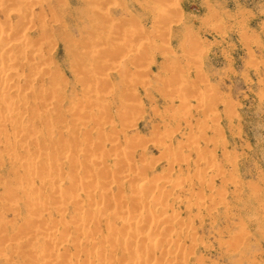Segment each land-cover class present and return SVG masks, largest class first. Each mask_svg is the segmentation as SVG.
<instances>
[{
  "label": "rangeland",
  "instance_id": "374dc122",
  "mask_svg": "<svg viewBox=\"0 0 264 264\" xmlns=\"http://www.w3.org/2000/svg\"><path fill=\"white\" fill-rule=\"evenodd\" d=\"M0 3V264H264V0Z\"/></svg>",
  "mask_w": 264,
  "mask_h": 264
},
{
  "label": "bare ground",
  "instance_id": "6f19581e",
  "mask_svg": "<svg viewBox=\"0 0 264 264\" xmlns=\"http://www.w3.org/2000/svg\"><path fill=\"white\" fill-rule=\"evenodd\" d=\"M34 2H35V1H34ZM1 3H2V1H1ZM1 3H0V4H1ZM27 3H29V2H27ZM30 4H31V3H30ZM173 4H174V3H173ZM1 6H2V4H1ZM8 6H9V4H8ZM27 6H28V4H27ZM156 6H157V5H156ZM16 7H17V6H16ZM30 7H32V6H30ZM9 8H10V7H9ZM27 8H28V7H27ZM162 9H163V7H162ZM154 10H156V11H161V9L158 8V7L155 8ZM5 11H6V10H5ZM13 12H14V11H13ZM17 12H18V11H17ZM17 12H16V13H17ZM162 12H164V11H162ZM158 13H159V12H158ZM160 13H161V12H160ZM17 14H18V13H17ZM26 14H28V13H26ZM20 20H21V19H20ZM21 21H22V20H21ZM24 21H25V20H24ZM31 24H33V22H32ZM21 25H22V24H21ZM30 26H31V25H30ZM40 26H41V25H40ZM10 29H11V28H10ZM2 33H3V32H2ZM2 33H1V34H2ZM131 33H133V32H131ZM1 34H0V35H1ZM134 34H135V33H134ZM4 35H5V34H4ZM4 35H3V36H4ZM133 36H134V35H133ZM20 37H21V36H20ZM22 37H23V36H22ZM22 37H21V38H22ZM7 38H8V37H7ZM23 38H24V37H23ZM127 39H128V38H127ZM39 40H40V39H39ZM41 40H42V39H41ZM16 42H17V41H16ZM22 42H23V40H22ZM22 42H20V40H19L18 43L11 44L9 47L7 46V48H9L8 51L10 52V51H12V49H15V48H16V51H17V48H19L18 51H19L20 49H21V50L24 49V47H23L24 44H23ZM35 42H37V40H36ZM39 42H40V41H39ZM26 43H27V42H26ZM28 43H29V42H28ZM5 44H6V43H5ZM33 44H34V43H33ZM29 45H30V44H29ZM35 45H36V44H35ZM37 45H38V44H37ZM39 45H40V44H39ZM26 46H27V44H26ZM26 46H25V47H26ZM3 47H4V48H3ZM31 47H33V46H31ZM31 47H30V48H31ZM35 47H36V46H35ZM38 47H39V46H38ZM118 47H119V45H118ZM125 47H126V46H125ZM2 48H3V50H2ZM5 48H6V46H2V47L0 48V50L3 51V53H4L5 51L7 52V49H5ZM25 49H26V48H25ZM28 49H29V48H28ZM123 49H125V48H123ZM26 50H27V49H26ZM39 50H40V49H39ZM129 50H130V49H129ZM1 51H0V52H1ZM13 51H15V50H13ZM23 51H24V50H23ZM23 51H22V52H23ZM27 51H28V50H27ZM32 51H33V50H32ZM121 51H122V49H121ZM22 52H21V53H22ZM41 52H42V51H41ZM122 52H123V51H122ZM39 53H40V51H39ZM1 54H2V53H1ZM9 54H10V53H9ZM16 54H17V53H16ZM16 54H15V55H16ZM32 54H33V53H32ZM37 54H38V53H37ZM6 55H7V54H6ZM22 55H23V54H22ZM3 56H5V55H3ZM17 56H18V54H17ZM41 56H43V55L41 54ZM39 57H40V56H39ZM43 57H44V56H43ZM23 58H24V57H23ZM40 58H41V57H40ZM13 59H14V58H13ZM5 60H6V57H5ZM8 60H9V59H8ZM10 61L13 63L14 60L12 61V59H11ZM15 61H16V60H15ZM20 61H21V60H20ZM40 63H41V62H40ZM2 64H3V63H2ZM14 64H15V63H14ZM6 67H7V66H6ZM6 67L1 68L0 73H1V72L5 73L4 71H6V70H5ZM8 67H9V66H8ZM4 68H5V69H4ZM8 69H9V68H8ZM16 69H17V68H16ZM9 70H10V69H9ZM12 70H13V69H12ZM37 70H38V69H37ZM7 71H8V70H7ZM31 71H32V70H31ZM31 71H30V72H31ZM34 72H35V71H34ZM34 72H33V73L31 72V73H32L34 76H37V75H36L37 73L34 74ZM36 72H37V71H36ZM45 73H46V72H45ZM17 74H18V72H17ZM46 74H48V73H46ZM33 75H32V76H33ZM41 75H43V74H41ZM47 76H48V75H47ZM1 77H2V76H1ZM28 77H29V76H28ZM42 77H43V76H42ZM31 78H32V77H31ZM31 78H29V79H31ZM32 79H33V78H32ZM27 81H28V80H27ZM0 82H1V80H0ZM18 82H19V81H18ZM31 84H32V83H31ZM4 85H7V83H5ZM4 87H5V86H4ZM7 87H8V86H7ZM9 87H10V86H9ZM16 87H18V85H16ZM16 87H15V89H16ZM26 87H27V86H26ZM182 88H183V87H182ZM13 89H14V87H13ZM7 90H8V89H7ZM182 91H184V89H183ZM46 92H47V91H46ZM193 92H194V91H193ZM42 93H43V92H42ZM49 93H50V92H49ZM47 94H48V93H47ZM47 94H46V96H47ZM183 94H184V93H183ZM183 94H180V95L182 96ZM198 94H199V95H198ZM198 94H197V93H196V94H195V93L192 94V95H191V99H193V101H195L196 103L198 102L197 104H203V105H204V98H202V96H201L200 93H198ZM180 95H179V96H180ZM193 95H194V96H193ZM41 96H42V95H41ZM52 96H53V95H52ZM192 96H193V97H192ZM11 98H12V97H11ZM179 98H180V97H179ZM3 99H4V98H3ZM3 99L0 98V105H1V103H3V101H4V104H5V100H6V99H5V100H3ZM180 99H181V98H180ZM205 99H207V98H205ZM10 100H11V99H10ZM13 100H15V99H13ZM49 100H50V99H49ZM185 100H186V99H182V101H183L184 103H185ZM7 101H9V98H8ZM53 101H54V100H53ZM206 101H207V100H206ZM11 102H12V101H11ZM11 102H10V103H11ZM25 102H26V101H25ZM45 102H46V101H45ZM8 103H9V102H8ZM8 103H7V104H8ZM10 103H9V104H10ZM186 103H187V100H186ZM186 103H185V104H186ZM13 104H14V103H12L11 106H12ZM24 105H25V104H24ZM24 105H23V106H24ZM2 106H3V104H2ZM8 106H9V105H8ZM41 106H43V105H41ZM200 106H201V105H200ZM3 108H4V107H3ZM7 108H8V107H7ZM9 108H11V107H9ZM12 108H13V107H12ZM17 108H18V107H17ZM42 108H43V107H42ZM15 109H16V108H15ZM24 109H25V108H24ZM44 109H45V108H44ZM44 109H43V110H44ZM7 110H9V109H7ZM3 111H4V110H3ZM11 111H12V110H11ZM12 112H13V111H12ZM12 112H11V114H12ZM1 113H2V111H1ZM5 113H6V112H5ZM13 113H14V112H13ZM11 114H10V115H11ZM17 114H18V113H17ZM11 118H12V117H11ZM9 119H10V118H9ZM11 120H12V119H11ZM13 120H14V119H13ZM15 120H16V119H15ZM163 134H164V133H163ZM165 134H166V133H165ZM163 136H164V135H163ZM167 136H168V135H167ZM200 136H201V135H200ZM165 138H166V137H165ZM168 138H169V137H168ZM197 138H198V137H197ZM199 138H200V137H199ZM171 139H172V138H171ZM191 139H192V138H191ZM161 140H162V139H161ZM161 140H160V141H161ZM168 140H169V139H168ZM158 141H159V140H158ZM160 141H159V142H160ZM191 141H193V139H192ZM161 142H164V138H163V140H162ZM161 142H160V144H161ZM191 144H192V143H191ZM196 144H197V140H196ZM189 145H190V144H189ZM160 146H161V145H160ZM167 147H168V146H167ZM189 147H190V146H189ZM195 149H196V148H195ZM166 150H167V148H166ZM166 150H164V151H166ZM196 150H197V149H196ZM196 150H195V151H196ZM163 154H164V153H163ZM165 155H166V154H165ZM171 155H172V153H171ZM171 157H172V156H171ZM164 158H165V157H164ZM167 158H168V157H167ZM167 158H166V159H167ZM172 158H173V157H172ZM175 161H176V160H175ZM122 163H123V161H122ZM123 166H124V165H123ZM18 167H19V166H18ZM21 167H22V166H21ZM125 169H126V168H125ZM125 169H124V170H125ZM216 170H217V169H216ZM121 172H122V171H121ZM124 172H126V171H124ZM122 174H123V173H122ZM129 176H130V175H129ZM124 177H125V176H124ZM137 178H138V177H137ZM139 178H140V177H139ZM139 178H138V179H139ZM142 179H143V178H142V176H141L140 180L142 181ZM140 180H139V181L136 180V181H137V182H140ZM143 180H145V179H143ZM51 181H52V180H51ZM132 182H133V181H132ZM52 184H53V183L51 182V186H53ZM54 184H55V183H54ZM49 185H50V184H49ZM131 185H132V184H131ZM133 185H135V184L133 183ZM54 186H55V185H54ZM133 188H136V186H133ZM146 189H147V185H146V184H143V183H142V184H140V183L137 184V190H138V192L141 191L142 194H143V192L146 191ZM149 189H150V188H149ZM134 192H136V191H134ZM136 193H137V192H136ZM142 194H141V195H142ZM148 194H149V193H148ZM134 195L137 196V200H141V199H140L141 196H139L140 193H139V195L134 193ZM136 196H134V199H135ZM130 197H131V196H130ZM132 200H133V199H132ZM133 201H134V200H133ZM141 202H142V201H141ZM155 202H156V201H155ZM148 203H149V202H148ZM153 204H154V201H153ZM147 206H148V204H147ZM124 210H126V209H124ZM103 212H104V210H103ZM136 212H137V211H136ZM99 213H100V212H99ZM124 213H125V212H124ZM127 213H128V212H127ZM103 215H104V213H103ZM129 215H130V214H129ZM126 216H127V215H126ZM104 217H105V215H104ZM122 217H124L123 214H122ZM122 217H120V218H122ZM145 217H146V216H145ZM163 217H164V216H163ZM120 218H119V219H120ZM126 218H127V217H126ZM146 218H147V222H148V217H146ZM152 218H153V217H152ZM155 218H156V216H155ZM155 218L152 220V222L155 223V224L157 225L156 228H157V230H158V225H160L159 223H161V222H159V221L157 222ZM157 218H158V217H157ZM161 219H162V218H161ZM168 219H170V218L168 217ZM168 219H167L166 221H168ZM35 220H36V219H35ZM150 220H151V219H150ZM158 220H159V219H158ZM164 220H165V219H164ZM119 221H120L119 224L122 225V227H123V226L125 227V226L127 225V221H126L125 218H122V219H120ZM163 222H165V221H163ZM115 223H116V222H115ZM115 223H114V224H115ZM112 225H113V224H112ZM153 225H154V224H153ZM114 226H115V225H114ZM114 226H111V227L113 228ZM129 226H130V225H129ZM154 226H155V225H154ZM107 227H109V226H107ZM111 227H110V228H111ZM133 228H134V227H133ZM135 228H136V227H135ZM108 229H109V228H108ZM114 229H115V227H114ZM114 229H112V230H114ZM120 229H121V228H120ZM122 229H123V228H122ZM159 229H160V228H159ZM109 230H111V229H109ZM123 230H124V229H123ZM137 230H138V229H137ZM114 231H115V230H114ZM135 231H136V229H135ZM139 231H140V229H139ZM136 232H137V231H136ZM133 233H135V232H133ZM133 233H132V230H131V234H132V236H133ZM108 234H109V233H108ZM112 234H113V232H112ZM112 234H111V235H112ZM127 234H128V233H127ZM127 234H125V235L123 234V235L126 236ZM137 234H138V233H137ZM139 234H140V232H139ZM111 235H110V236H111ZM151 235L153 236V233H152ZM155 235H156V234H155ZM134 236H135V235H134ZM140 236H141V235H140ZM157 236H158V235H157ZM168 236H169V235H168ZM130 237H131V236H130ZM136 237H137V236H136ZM144 237H145V236H144ZM150 237H151V236H150ZM150 237H149V238H150ZM170 237H171V236H170ZM134 238H135V237H134ZM160 238H162V237H160ZM129 239H130V238H129ZM144 239H145V238H144ZM110 240H111V239H110ZM133 240H134V239H133ZM135 240H136V239H135ZM160 240H161V239H159V241H158V240L154 239L153 237H151L149 243H148L145 247H144V245H143L144 243L142 244V245H143V246H142V249L144 248V251H146V254L148 255V252H149L150 250H151V252H152L153 250L158 249L160 244H163L162 241H161V243H159ZM164 240H165V239H164ZM108 241H109V240H108ZM114 241H115V240H114ZM168 241H169V240H168ZM109 242H111V241H109ZM127 242H128V241H127ZM164 242H165V241H164ZM113 243H114V242H113ZM165 243L168 244V242H165ZM111 244H112V243H111ZM127 244H128V243H127ZM169 244H170V243H169ZM115 245H116V243H115ZM110 246H111V245H110ZM112 246H113V245H112ZM112 246H111V247H112ZM127 246H128V245H127ZM129 246H130V245H129ZM129 246H128V247H129ZM140 246H141V245H140ZM170 246H171V245H170ZM131 247H134V245L131 246ZM137 247H138V246H137ZM160 247H161V245H160ZM48 248H49V249H47V250H49V251L52 250L50 247H48ZM176 248H177V247H176ZM102 249H103V248H102ZM112 249H113V248H112ZM116 249H117V248H116ZM142 249H141V247H140V250H141V251H139V249H138V250L135 249V251H136V252L138 251V252L141 253V252H142ZM174 249H175V248H174ZM159 250H160V249H159ZM169 250H170V249H169ZM49 251H48V252H49ZM113 251H115V250H113ZM46 252H47V251H46ZM172 252H173V251H172ZM172 252H171V253H172ZM50 253H51V251H50ZM169 253H170V252H169ZM48 254H49V253H48ZM52 254H53V252H52ZM52 254H50V255H52ZM112 254H113V252H112ZM136 254H137V253H136ZM141 255H142V253H141ZM152 255H153V254H152ZM162 255H163V254H162ZM52 256H53V255H52ZM132 256H133V255H132ZM134 256H135V255H134ZM136 256H137V255H136ZM154 256H155V255H154ZM169 256H171V255H169ZM138 257H139V256H138ZM138 257H137V258H138ZM147 257H148V256H147ZM149 257H150V256H149ZM152 257H153V256H152ZM172 257H173V255H172ZM135 258H136V257H135ZM137 258H136V259H137ZM139 258H141V257H139ZM165 258H166V257H165ZM162 259H163V258H162ZM162 259H161V260H162ZM137 261H138V260H137ZM142 261H143V259H142ZM139 262H140V261H139ZM169 262H171V261H169ZM172 262H173V261H172ZM87 263H88V262H87ZM89 263H90V262H89ZM92 264H94V263L92 262ZM112 264H113V263H112ZM172 264H173V263H172Z\"/></svg>",
  "mask_w": 264,
  "mask_h": 264
}]
</instances>
